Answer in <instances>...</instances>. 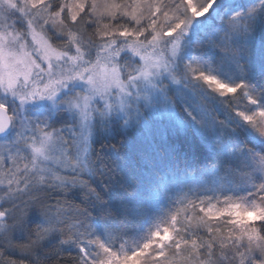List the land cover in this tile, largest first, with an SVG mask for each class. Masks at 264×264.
Here are the masks:
<instances>
[{"label": "snow or ice", "instance_id": "obj_1", "mask_svg": "<svg viewBox=\"0 0 264 264\" xmlns=\"http://www.w3.org/2000/svg\"><path fill=\"white\" fill-rule=\"evenodd\" d=\"M0 264H264V0H0Z\"/></svg>", "mask_w": 264, "mask_h": 264}, {"label": "trees", "instance_id": "obj_2", "mask_svg": "<svg viewBox=\"0 0 264 264\" xmlns=\"http://www.w3.org/2000/svg\"><path fill=\"white\" fill-rule=\"evenodd\" d=\"M244 103H247L245 101ZM174 138L181 139L188 143L195 144L197 140V136H202L203 133L198 130V126L195 125L191 120L185 117L180 121L179 125L171 130L170 133ZM108 141H105L107 143ZM114 142V141H113ZM190 163L195 164V160L190 161ZM197 175H200L199 171H197Z\"/></svg>", "mask_w": 264, "mask_h": 264}]
</instances>
